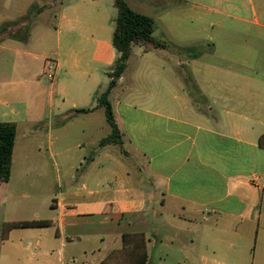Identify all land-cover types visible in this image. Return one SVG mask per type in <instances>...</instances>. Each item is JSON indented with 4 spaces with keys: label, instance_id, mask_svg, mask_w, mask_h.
Instances as JSON below:
<instances>
[{
    "label": "crops",
    "instance_id": "crops-1",
    "mask_svg": "<svg viewBox=\"0 0 264 264\" xmlns=\"http://www.w3.org/2000/svg\"><path fill=\"white\" fill-rule=\"evenodd\" d=\"M61 1L35 43L37 27L26 42L0 37V122L17 127L0 264H133L125 234L144 235L145 264H264V0H125L167 46H132L139 65L127 76L130 56L109 94L123 143L103 147L94 96L119 57L117 8ZM17 7L0 0V28ZM47 165L59 190L43 213ZM25 220L51 225L4 233Z\"/></svg>",
    "mask_w": 264,
    "mask_h": 264
},
{
    "label": "trees",
    "instance_id": "trees-1",
    "mask_svg": "<svg viewBox=\"0 0 264 264\" xmlns=\"http://www.w3.org/2000/svg\"><path fill=\"white\" fill-rule=\"evenodd\" d=\"M117 8V16L114 20V33L112 42L119 53V57L111 68L108 76L110 83L102 93H95L98 105L104 107L106 120L111 127V132L108 136L102 138L99 142V147L108 144L122 145L121 133L116 123L112 105L109 100V94L124 73L128 59L132 53V46L135 44L141 45L145 50L155 48H164L167 44L164 41L158 40L153 36L155 30V20L143 14L134 11L125 0H114ZM41 9V8H40ZM5 29L0 28V33ZM10 37H16L12 35ZM89 109H81L79 111H88ZM17 134V127L14 122H0V180L8 182L11 177L12 155ZM261 144H264V135L261 137ZM51 225L50 220H25L9 223L4 228V233L12 228H28V227H46ZM125 247L132 244L136 250V259L133 264H145L147 262V254L145 250V237L142 234L123 236ZM101 264H104L101 263Z\"/></svg>",
    "mask_w": 264,
    "mask_h": 264
},
{
    "label": "rangeland",
    "instance_id": "rangeland-1",
    "mask_svg": "<svg viewBox=\"0 0 264 264\" xmlns=\"http://www.w3.org/2000/svg\"><path fill=\"white\" fill-rule=\"evenodd\" d=\"M27 1L31 0H18V7L13 8V10H6L8 12L9 10L12 13H16V16L18 18L13 21L12 23L6 24L4 27V31L1 32L0 37H8L15 35L19 40L27 41L30 34L32 33V30L34 27H37L36 31L37 34L34 37L33 43H35L36 39L38 38V34H40V31L43 30V26H50L52 25L54 21V18L57 16L60 5L62 3L61 0H35L31 4L29 8H27L28 4ZM41 8V9H40ZM20 16V17H19ZM47 30V28L45 29ZM35 34V33H34ZM137 50H140V46H136L134 48V54L137 55ZM133 55L130 58L129 67L126 71L127 76L131 74V72H134V69L139 65L138 60ZM183 61H185V58H183ZM182 68V75L184 77V81L187 82V84L191 81L190 80V72L187 70L186 64L181 66ZM133 70V71H132ZM39 140L42 142L44 140V137L40 136ZM36 145V143H34ZM34 148V146H33ZM43 153V152H42ZM47 162V159H46ZM28 164L24 165L22 168L24 170H27ZM19 168L17 170L16 167V173L17 176H22L23 169ZM32 168V174L30 176L38 177L37 170L33 169L34 165L31 166ZM36 171V172H35ZM37 192L35 193L40 196L41 198H45L48 203L43 207L40 203L36 202L37 208L43 212H48L49 205L52 203V198L55 194L58 193L59 186L56 182V169L47 165L46 166V177L44 181L38 182L36 185ZM52 196V197H51ZM47 215V214H45Z\"/></svg>",
    "mask_w": 264,
    "mask_h": 264
},
{
    "label": "built area",
    "instance_id": "built-area-1",
    "mask_svg": "<svg viewBox=\"0 0 264 264\" xmlns=\"http://www.w3.org/2000/svg\"><path fill=\"white\" fill-rule=\"evenodd\" d=\"M48 76H49V78H52L53 77V71L52 70L49 71Z\"/></svg>",
    "mask_w": 264,
    "mask_h": 264
}]
</instances>
